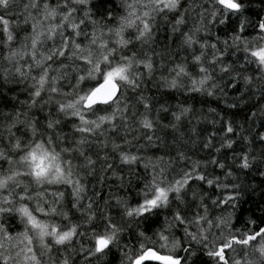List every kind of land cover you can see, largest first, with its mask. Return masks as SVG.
<instances>
[{"label":"snow or ice","instance_id":"1","mask_svg":"<svg viewBox=\"0 0 264 264\" xmlns=\"http://www.w3.org/2000/svg\"><path fill=\"white\" fill-rule=\"evenodd\" d=\"M103 4L0 0V264H264V228L232 232L264 184V15Z\"/></svg>","mask_w":264,"mask_h":264},{"label":"trees","instance_id":"2","mask_svg":"<svg viewBox=\"0 0 264 264\" xmlns=\"http://www.w3.org/2000/svg\"><path fill=\"white\" fill-rule=\"evenodd\" d=\"M25 2H27V0H25ZM262 3H264V0H252L251 14L253 15L254 19H255L256 13H260L264 15V13H261ZM94 4H99V0H94ZM119 4H120V0H104L103 7L106 9L112 10L116 8V5L119 6ZM200 4H203L205 7L209 6L208 0H181L180 10L184 11V9L189 7V5H200ZM201 10L202 9L197 7L196 10L189 12L188 21H187L189 28L193 27L194 22L197 20V13ZM96 11H97V14H103L102 9H96ZM209 28L211 30L210 38L207 37L205 33L203 32L199 33L198 35L201 37H204L205 39H209L210 43L217 42L216 41L217 36H219V39L221 42L225 39L230 40L231 33L229 32L227 36L225 35L226 26L215 24V25H209ZM184 30H187V29H184ZM170 31L171 29L169 27L168 32ZM249 33H251V29H249ZM249 33L245 34L246 37L248 38H251L252 35H255V33H251V35H249ZM158 35H159L160 43L164 44L165 43L164 38L167 35V32L165 31V26L163 24H161L160 26ZM220 46L221 47L223 46L222 43L220 44ZM172 103L175 104L176 101L173 100ZM0 110H4L2 101H0ZM253 177H255V173H253ZM253 177H249L248 179L252 180V182L257 186V190L255 193H251L249 196H246L245 201L241 203L240 211L238 212L239 219L237 220V222L234 221L236 223V228L232 230L234 235L238 234L240 231H243V230H253V229L258 230L259 228H264V211H262V209H264V184L261 183L260 181L261 178L255 177V179H253ZM221 179L224 180V177L221 176ZM241 179L243 180L245 179V177L241 175ZM224 182L227 183L226 180ZM93 183L96 184V187L98 189L103 186V194L107 195V186L102 185V181L100 183L93 181ZM109 183H111V181H109ZM89 188H91V185H89ZM230 192H231V189H216L215 190L216 196L220 198L226 197L227 195L230 194ZM216 214L221 215L218 209H217ZM248 217L253 218L255 220V224L249 223L246 225L244 221ZM229 230L230 229H225V228H221V229L213 228L211 230L212 235L210 236V240H212L217 245H219L220 240L228 235ZM180 235H182V233ZM177 238H179V236ZM5 246L7 247V245ZM239 251L240 249L238 246H237L236 252L226 250L227 255L230 257L237 256V252ZM181 255H183V253H181ZM109 259L111 261V264H120V253L114 250V253L110 255Z\"/></svg>","mask_w":264,"mask_h":264}]
</instances>
